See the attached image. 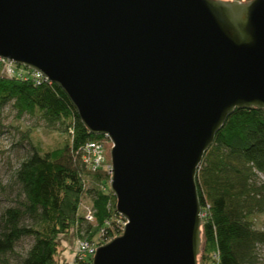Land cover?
<instances>
[{
    "label": "water",
    "instance_id": "95a60500",
    "mask_svg": "<svg viewBox=\"0 0 264 264\" xmlns=\"http://www.w3.org/2000/svg\"><path fill=\"white\" fill-rule=\"evenodd\" d=\"M0 58L112 144L126 224L92 264H198L197 171L235 109L264 110V0H0Z\"/></svg>",
    "mask_w": 264,
    "mask_h": 264
},
{
    "label": "trees",
    "instance_id": "16d2710c",
    "mask_svg": "<svg viewBox=\"0 0 264 264\" xmlns=\"http://www.w3.org/2000/svg\"><path fill=\"white\" fill-rule=\"evenodd\" d=\"M10 103L18 116H39L50 127L63 126L67 138L47 152L33 147L15 171L23 201L0 216V264L10 263L9 256L24 238H32L33 244L20 264H68L60 258L61 234L74 229L89 240L101 231L105 239L118 236L120 226H112L122 218L109 189L110 175L103 169L88 170L82 162L83 147L103 136L89 134L58 86L8 77L0 62V113ZM258 175H264V110L235 109L196 175L204 213L198 264H258L264 230L255 229L250 219L264 207L257 198ZM84 196L91 201L95 223L79 211ZM27 219L33 223L25 224ZM82 264H92V258Z\"/></svg>",
    "mask_w": 264,
    "mask_h": 264
},
{
    "label": "rangeland",
    "instance_id": "374dc122",
    "mask_svg": "<svg viewBox=\"0 0 264 264\" xmlns=\"http://www.w3.org/2000/svg\"><path fill=\"white\" fill-rule=\"evenodd\" d=\"M65 138H67V134L64 132L63 126L58 124L55 127H50L39 116H18L13 103L8 104L2 110L0 113V216L5 208L16 207L23 201L20 186L15 180V171L21 162L29 156L33 147H38L42 152H47L60 146ZM108 159H110L109 152ZM255 185L261 188V193L257 198L264 201V175H258L255 179ZM81 204L87 207L91 201L84 196L81 199ZM81 210H83L82 207ZM81 210L80 213H82ZM250 219L255 229L264 230V207L252 215ZM24 223L30 225L33 220L27 219ZM123 223V219H117L115 225L111 226L117 228ZM83 236L85 235L83 234ZM83 236L78 235L74 229L67 234L60 235L58 241L63 250L60 255L62 263H68L73 259L77 242L83 239ZM100 239V233L91 240L86 238L88 241L102 245L99 243ZM32 244V238L22 239L17 244L15 251L9 256V264H20L21 257L26 255ZM258 253L260 256L258 264H264V247L260 246Z\"/></svg>",
    "mask_w": 264,
    "mask_h": 264
},
{
    "label": "built area",
    "instance_id": "2783aa9c",
    "mask_svg": "<svg viewBox=\"0 0 264 264\" xmlns=\"http://www.w3.org/2000/svg\"><path fill=\"white\" fill-rule=\"evenodd\" d=\"M0 62L3 64V73L8 77L33 78L37 81L42 80L44 82H48L44 80L43 76L40 73L35 72L29 68L19 66L2 58H0ZM111 147L112 144L106 137L89 141L82 149V162L84 166L88 170L92 171L103 169L110 175L111 161L110 159H108V152L110 153ZM81 207L83 208V210H81ZM80 210L82 212L81 214L87 222L95 223L94 210L92 209L91 204L87 207H84V205L80 203L79 211ZM201 216H204L203 212L201 213ZM125 224L126 222L124 221L122 226H120L121 233ZM101 235L102 231L100 232L101 239L99 243L104 244L111 240L105 239L101 237ZM98 246L100 245L95 244L92 241H88L84 238L78 240L73 259L69 261L68 264H82L83 262H86V260L93 258Z\"/></svg>",
    "mask_w": 264,
    "mask_h": 264
}]
</instances>
